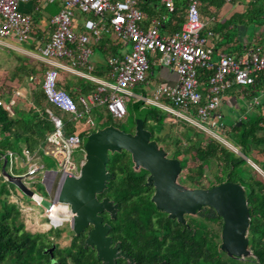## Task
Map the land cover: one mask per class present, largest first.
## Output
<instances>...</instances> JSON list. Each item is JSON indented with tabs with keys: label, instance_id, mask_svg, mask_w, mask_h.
Returning <instances> with one entry per match:
<instances>
[{
	"label": "trees",
	"instance_id": "16d2710c",
	"mask_svg": "<svg viewBox=\"0 0 264 264\" xmlns=\"http://www.w3.org/2000/svg\"><path fill=\"white\" fill-rule=\"evenodd\" d=\"M161 6L159 0H139L137 8L142 19H147L148 23L151 19H155L158 22V29L160 24L170 25L171 32L179 29L183 19L179 17L186 7V1L175 0L173 12H166L162 7L163 16L154 14L155 7L161 9ZM257 19L260 22L258 26L264 27V5L258 9ZM110 36L108 33H103L99 41L91 47V52L96 50L104 61L119 55V46L114 40L109 39ZM253 48H257L261 54L264 52L262 48ZM16 58L19 67L13 77L18 82L22 77L38 79L42 77L39 65H36L38 66L36 68L34 64L29 65L26 60L18 56ZM150 68L149 66V70ZM106 72L105 65L101 71H91L90 74L100 78ZM210 74L211 71L202 68L196 70L199 86L205 85ZM61 77L65 82V74L58 72L55 87L65 92L74 103L77 96L86 95L92 90L90 85L76 87L67 86L65 83L60 84ZM253 89L264 90V74H258L253 79ZM2 93L10 94V90L4 88ZM26 103L28 104L26 111L14 112L15 117H11L0 107V157L5 151H12L13 144L18 142H22L29 153H39L38 149L43 146L46 136L53 131L52 122L46 111L60 120L63 133L67 123L70 122V119H61L58 115L60 112L46 102L41 84L38 82L31 83L29 99ZM135 107L139 109L141 104ZM257 107L259 110L253 120L247 118L244 121L239 120L238 125H233L227 131L224 130L231 132L234 147L242 155L245 156L244 152L255 151L264 162V98ZM105 112L109 122L111 119L106 109ZM144 117L146 118L147 115ZM150 119L156 122L159 116L153 114ZM186 126L189 129H186L182 135L184 147L179 148L180 142L177 139L173 142L172 158L179 162L180 183L193 189H206L225 180L242 186L249 211L247 248L253 257L244 260L228 258L219 250L221 221L211 209L202 208L193 217L186 216L184 226L156 211L149 201L150 190L144 187L146 173L142 170L133 172L130 157L123 151L107 156L105 169L111 174L112 179L106 183L102 194L97 196V199L107 198L117 206L113 220H110L105 213L100 215L102 222L110 227L108 236L111 244L118 243L119 250L125 253L133 264L160 262L164 264H264V180L260 177L261 170L252 162L248 170H241V160L234 153L204 133L189 125ZM94 131L96 130H85L81 127L77 130V134L72 129L68 135L75 134L81 141ZM205 171L211 177V181H208L206 186L202 184L206 182ZM5 184L0 177V264H101L95 259L92 249L83 248L84 234L82 233L72 237L65 248L58 249L55 245L51 258L45 255L43 252L53 244L52 238L56 239L59 235H52L51 231L33 234L25 231L19 219V213L10 205L7 197L3 196L7 188ZM115 264H125V262L117 259Z\"/></svg>",
	"mask_w": 264,
	"mask_h": 264
},
{
	"label": "built area",
	"instance_id": "2783aa9c",
	"mask_svg": "<svg viewBox=\"0 0 264 264\" xmlns=\"http://www.w3.org/2000/svg\"><path fill=\"white\" fill-rule=\"evenodd\" d=\"M60 4L58 12L48 19L51 27L48 39L29 57L42 64L41 90L46 102L67 115L70 120L86 117L90 109L103 105L113 122L125 116L123 97H131L144 106L153 107L204 133L215 142L232 153L230 147L220 136L223 125L216 113L221 94L231 87H251L258 74H264V52L257 48L243 50L236 56L218 53L216 63L212 62L213 49L206 47V40L200 36L201 23L198 14V0H185L184 19L180 28L168 36L158 34V22L151 20L150 26L143 30L142 16L137 8L139 0H49ZM228 3L230 0H220ZM27 0H0V47L18 51L13 44H24L29 40L32 21L18 10L20 3ZM174 0H159V4L167 12H173ZM103 33H108L119 45H128V51L119 57H111L105 61L106 80L90 74L88 58L91 46L99 41ZM157 58L156 63L172 71L176 76L173 86L157 85L150 93V98L136 96L130 91L145 83L149 71V59ZM202 68L211 71L205 85L203 95L198 91L196 70ZM86 80L92 90L86 95H79L74 103L60 89H56L55 81L58 72ZM13 100L7 103L0 101V107L11 115ZM47 115L52 122L53 131L46 136L44 144L38 149L43 156L56 160L59 169L58 179L64 176L76 177L78 166L70 161L72 151L79 149L80 139L72 134L65 136L59 119ZM87 129H90V125ZM36 153L21 149L20 167L25 171L20 177L25 186L42 170L35 163ZM11 167L17 164L18 157L7 151L2 156ZM18 166V164H17ZM57 172H44L41 182L51 199L45 201L49 207L44 209L42 199L31 194L30 201L36 207L43 208V232L57 230L69 223V218L56 217L53 208L67 209L66 204L55 201ZM3 182L6 183L5 179ZM18 213L28 210L15 198Z\"/></svg>",
	"mask_w": 264,
	"mask_h": 264
},
{
	"label": "water",
	"instance_id": "95a60500",
	"mask_svg": "<svg viewBox=\"0 0 264 264\" xmlns=\"http://www.w3.org/2000/svg\"><path fill=\"white\" fill-rule=\"evenodd\" d=\"M135 101L131 134L109 126L81 139L83 154L77 176L59 178L55 191V201L66 204L68 208L65 210L53 208L51 212L56 217L69 218L67 228L74 237L90 228L85 234L83 248L92 249L95 259L101 264H115L120 258L132 264L126 254L118 251V243L111 246L107 237L109 226L103 224L100 217L105 213L113 220L116 215V204L107 198L97 200L106 183L112 179L111 174L105 169L107 156L123 151L130 157L133 172L142 170L147 174L144 187L153 189L149 201L156 211L165 214L167 219L184 225L183 215L193 217L202 208L211 209L221 221L219 250L228 258L244 260L253 257L247 248L249 211L242 186L227 180L206 189L182 186L178 182L179 162L173 158L167 159L163 148L150 141L151 134L143 128L146 114L141 112H144V107L137 109L135 106L141 102ZM4 166L5 160H2L1 178L22 195L30 198L31 193L21 183L20 177L6 174ZM40 205L44 209L49 207V203L45 201H41ZM55 248V244H52L43 253L51 258Z\"/></svg>",
	"mask_w": 264,
	"mask_h": 264
},
{
	"label": "rangeland",
	"instance_id": "374dc122",
	"mask_svg": "<svg viewBox=\"0 0 264 264\" xmlns=\"http://www.w3.org/2000/svg\"><path fill=\"white\" fill-rule=\"evenodd\" d=\"M244 0H236V3L234 6L230 5L229 3L223 2L224 7H227L230 9V15L226 18V20L222 22V24L231 25L235 30L238 27H242L244 29V35L240 38L241 41L238 42V45H250L253 47H259L264 50V40L262 39V29L258 26L260 23L257 18H255L257 15L255 14L256 8L260 7L261 5H264V0H254L253 3V12L249 14H243L245 9H242L240 7H236L237 3L242 4ZM35 6L38 7V11L34 12V15L31 17L34 18H40L45 24H48V19L52 16H54L58 10H59V2L57 1H35V0H27L26 3H20L18 5V10L20 13H24V9L28 6ZM242 15V16H238ZM233 29L231 33H229L230 39L235 37L236 32ZM17 47H24V44L16 45ZM0 50H4L3 48H0ZM95 52H97L95 50ZM19 55V54H17ZM21 56V55H19ZM23 57V56H22ZM90 61V59H88ZM38 64V63H36ZM39 65V64H38ZM40 67V66H39ZM63 79V77H61ZM153 77H151V80ZM38 80V78H37ZM67 86H76V87H85L89 86L90 83L86 80L73 77V76H67L64 82ZM246 89V88H245ZM240 90H244V88L235 87L234 92L238 94ZM131 93L135 95H139L143 93L146 98H150V94L148 93L146 87L144 86H137L134 89L130 91ZM136 104V101L131 97H123V105L125 107V116L119 120L118 122L113 121H107L108 115L105 112V108L103 105L92 107L89 111V113L80 120H70L69 123H67V128H64V135H68L70 131L73 129L74 133L77 134V130L81 127L84 128L85 124H88L90 126V130H101L106 127H113L118 129L119 131H122L124 133H131L133 131V115L135 111L133 110V106ZM24 108L27 109L26 104ZM144 112H141L143 114H146L147 117L145 118V122L143 123V128L148 131L151 134L150 141H153L156 143L157 146L163 147L164 152L166 153V158L171 159L172 153L174 150V140H179V148L182 149L184 147V141L182 138V135L186 129H189L185 124H182L181 121H175L170 120V116L161 113L157 109L153 107H147L143 106ZM250 109V110H249ZM226 109L223 108L224 116L221 119V123L224 125L225 129L228 130L231 127V123H238L239 117L244 116L248 120H253L255 115L257 114L258 107L256 108L252 101L249 99H239V103L236 108L229 109V112L225 111ZM153 114H156L159 116V119L156 122H153L150 119V116ZM60 115L61 119H68V116L65 114H58ZM234 120V122H233ZM89 130V129H88ZM222 138L231 146H235L233 136L231 132H226ZM219 144V143H218ZM23 147L22 142L14 143L12 147V152L15 154V156L18 157L17 164H13V167L7 163V165L4 168V171L6 174L12 176L13 175H21L25 168L20 167V155H21V149ZM235 148V147H234ZM238 151V150H237ZM238 154L242 155L240 151H238ZM245 156L242 155L244 158H242L240 155H235L241 160L240 168L241 170H248V167H251L250 162L255 164L260 170L261 174L260 177L264 180V162L263 161H257L255 158L252 157L251 153L244 152ZM37 159L35 160V163L42 167V170L38 172L32 181H27L25 183V187L27 190L30 191L32 195H35L36 197L42 199L43 201H49L51 199L52 193L48 194L44 188V185L41 182V177L44 172H57L56 175V181L58 179L59 175V169L57 167L56 160L50 158L49 156H43L41 153H38L36 155ZM257 158H261L259 155ZM82 159V152L77 149L72 151L70 155V161L78 166L79 161ZM247 159L248 161H246ZM1 167V162H0ZM254 170V169H253ZM206 182H203L202 184L204 186L207 185V182L211 181L210 174L208 172H204ZM258 174V175H259ZM244 177V176H241ZM178 182L179 177H178ZM4 190V195L7 197V201L11 203L10 205L14 207V209L18 212L17 207L14 203L15 198L25 206V208L28 210V212L20 213L19 219L24 225V230L33 234V233H42L43 227L42 225V219L38 218L37 215L43 214V208L42 207H36L33 205V203L30 201V199L24 195H22L16 188L11 186L6 182ZM52 235H59L58 238L53 239L52 243L57 245L58 249L65 248L69 243V237L71 235L69 229L67 228V225H64L62 228L57 230H52L50 232Z\"/></svg>",
	"mask_w": 264,
	"mask_h": 264
},
{
	"label": "crops",
	"instance_id": "0c3cea01",
	"mask_svg": "<svg viewBox=\"0 0 264 264\" xmlns=\"http://www.w3.org/2000/svg\"><path fill=\"white\" fill-rule=\"evenodd\" d=\"M37 1H44V0H37ZM228 3L232 6H234L236 3V0H230ZM253 3H254V0H244L242 4L237 3L236 7H240L242 9H245V11L242 13V15L243 14H249V12H253V9H254L252 6ZM174 5H175V0L173 2V7H174ZM59 8H60V6H59ZM160 8L161 9L155 7V9L153 10V13L158 14V16H163L162 6ZM229 8L224 7L222 1L220 2V0L219 1L218 0H208L206 2H199L198 1L199 21L202 25L199 35L202 36L206 40V44H205L206 47H210L213 49V52H214V55L212 56V62L213 63H216L218 53L229 55V56H236V55L241 54L243 52V50L252 48V46H250V45H245V44L241 45V46L238 45V42L241 41L240 38L242 37V35H244V29L242 27H238L235 30L231 25H227L228 22L226 24H222L223 20L225 21L226 18L230 15V12H229L230 9ZM258 9H259V7L256 8V11H255L256 15H257ZM36 11H38V7L31 5V6H28L24 9L23 14L21 13L24 16H28L32 21V26H31V30H30V34H29V40L27 43H24V47L20 48V47L16 46L19 44H13L15 46V48L18 49V51H11V50H8L5 48H3L4 50H0V101L3 103H7L11 99L13 100V105L11 107V115H10L11 117H15L14 112H19V111L25 112L26 111V109L24 108L25 105H22V104H26V106L28 107V104L26 102L29 99V89L31 88V83H37L38 82L41 84V81H42L41 76L38 80L36 77H31V78H23L22 77V78H20L19 82L17 81V79H15L13 77V74L15 73L16 69L19 67V63H18V60L16 58L17 56L26 60L29 63V65L34 64L36 68H38V66H36V65L39 64L42 75H43L42 64L39 63L38 61L32 59L31 57H29L28 54H32V55L36 54V51H37L36 49L48 39L49 33L51 31V27L49 26V24H45L40 18H36L35 16H34V18L31 17L32 15H34V12H36ZM184 13H185V9L180 14V17H179L180 19H182V18L184 19ZM242 15H238V16L240 17ZM160 18H162V17H160ZM255 18H257V16ZM183 19H182V22H183ZM151 20H155V19H151ZM151 20L149 21V23H148L147 19L141 20L140 25L143 28V30L147 29L150 26ZM171 28L172 27L170 25L163 26V24H160L159 29L157 27L158 34L161 36H168V35L172 34L173 32H176L178 30L177 29V30L171 32ZM233 29L235 30L236 35H235V37L230 39L229 33H231L233 31ZM261 29H262V39L264 40V27L261 26ZM109 39L112 41L113 37L110 36ZM115 44L119 46L118 47L119 48V50H118L119 55L116 57H119L122 53H126L128 51V48H129L128 45H119L116 42H115ZM0 48H2V47H0ZM90 50H91V48H90ZM17 54H19L21 56H19ZM88 59H90V61H88V65L91 68L92 72H99L105 66V61L103 58H101V56L98 52H95V51L91 52V55L89 56ZM156 59L157 58H155V57L149 59V64H150L151 68L147 73L145 83L143 85H139V86L146 87L149 94L151 93V90L157 85L173 86L176 83L175 74L172 71L165 69V68L161 67L160 65H158L156 63ZM36 63H38V64H36ZM106 73H105V75H103V77H100L99 79L106 80ZM64 74H65V79L67 78V76H71L67 73H64ZM151 77H153L152 80H151ZM59 82H60V84H64V80L62 78L59 79ZM198 86H199V84H198ZM4 88H8L10 90V94L2 93V89H4ZM241 88H244V90H240V92L238 94H236L234 92V89H235L234 86L229 88L228 90H226L225 92H223L221 94V102H220V105L216 111V113L220 116V122H221V119L225 113V112H223V108L226 109L225 111L229 112V109H231V108L234 109L237 107V105L239 103V99H242V100L243 99H249L252 101L253 105L257 108V106H259L262 99L264 98V90L263 91H255L253 89V85L251 87L248 86V87H241ZM202 89H203V86L198 87V91L201 94V96L204 93ZM136 96H145V95L143 93H141V94L136 95ZM134 100H136V99H134ZM141 106H144V105L141 103ZM261 111H263V107H261ZM68 119H70V118L68 117ZM245 119H246V117H244V116L239 117V120L244 121ZM233 122H234V120H233ZM233 125L234 126L238 125V123H231V127ZM84 129L87 130V125H84ZM224 129H225V127L223 125V128L220 132L221 137L227 131V130L225 131ZM228 145L233 148V146H231L230 144H228ZM23 148H25V146H23L22 149ZM235 150H236V153H238L237 149H235ZM7 151H10V150H7ZM7 151H5V152H7ZM5 152H4V154H5ZM10 152H12V151H10ZM34 153H36V155L38 154V152H33V154ZM251 154H252V157L255 158L257 161L262 160V157L257 158L259 155L256 154L255 151H252ZM36 155L34 157H36ZM2 156L0 157V162L2 160H5V158L2 159ZM248 162L251 165V162L250 161H248ZM5 166H6V160H5ZM5 166H4V168H5Z\"/></svg>",
	"mask_w": 264,
	"mask_h": 264
},
{
	"label": "flooded vegetation",
	"instance_id": "af4514ba",
	"mask_svg": "<svg viewBox=\"0 0 264 264\" xmlns=\"http://www.w3.org/2000/svg\"><path fill=\"white\" fill-rule=\"evenodd\" d=\"M132 133V132H131ZM130 133V134H131ZM146 176H147V174H146ZM146 176H145V178H146ZM181 184V183H180ZM182 186H184V187H187V188H190V187H188V186H186V185H183V184H181ZM147 189H149L150 190V195H149V200H150V197H151V195H152V193H153V189L152 188H147ZM191 189V188H190ZM193 189V188H192ZM101 198H99V199H97V200H100ZM166 216V215H165ZM187 215H183L182 216V219L184 220V222L186 223V220H185V217H186ZM189 217V216H188ZM174 222H175V220H173ZM103 223V222H102ZM176 223V222H175ZM103 224H105V223H103ZM107 225V224H106ZM182 226H184V225H182ZM90 228L88 227V228H86L83 232H82V234H84V239H85V234H86V232L89 230ZM109 230H110V227H109ZM109 230H108V233H109ZM108 233H107V237H109L108 236ZM81 234V233H80ZM72 237H74L72 234L70 235V237H69V242H70V240H71V238ZM84 239H83V241H84ZM109 239H110V237H109ZM110 242H111V240H110ZM115 244V243H114ZM114 244H111V246H113ZM68 245H69V243H68ZM67 245V246H68ZM66 246V247H67ZM118 251H120L119 250V246H118ZM121 252V251H120ZM121 253H123V252H121ZM123 254H125V253H123ZM121 259V258H120ZM123 260V259H122ZM116 262V261H115ZM124 262H125V264H128L127 263V261H125L124 260ZM161 263H163V262H160V263H158V264H161ZM133 264V263H132Z\"/></svg>",
	"mask_w": 264,
	"mask_h": 264
}]
</instances>
